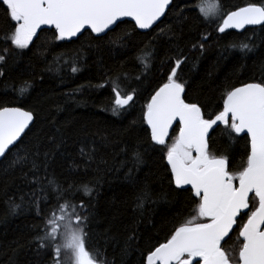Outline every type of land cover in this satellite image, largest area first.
<instances>
[{
  "label": "trees",
  "instance_id": "trees-1",
  "mask_svg": "<svg viewBox=\"0 0 264 264\" xmlns=\"http://www.w3.org/2000/svg\"><path fill=\"white\" fill-rule=\"evenodd\" d=\"M199 2L173 0L164 19L145 33L128 21L103 37L84 32L60 41L54 31H42L25 50L4 40L13 22L0 3V54L5 56L0 109L18 107L34 118L0 161V264H54L52 250L40 248L37 239L55 207L53 179L64 188L87 184L93 190L90 198L75 189L69 197L75 195L88 215L87 248L107 264H146L150 250L195 215L193 194L170 183L166 150L151 141L144 105L167 81L177 58L183 61L177 73L187 82L188 100L209 113L222 110L227 90L264 82V25L219 33L227 14L250 4L264 6V0H217L222 21L216 22L199 13ZM117 76L122 88H135L136 94L133 106L114 113L111 81ZM224 129L211 132L209 151L226 154L229 170L237 171L249 141L235 133L229 138ZM178 131L175 126L169 144ZM25 156L23 163H14ZM145 190L150 199L137 208V195ZM15 204L21 207L13 212ZM246 219H238L225 248L238 247L239 226Z\"/></svg>",
  "mask_w": 264,
  "mask_h": 264
},
{
  "label": "snow or ice",
  "instance_id": "snow-or-ice-1",
  "mask_svg": "<svg viewBox=\"0 0 264 264\" xmlns=\"http://www.w3.org/2000/svg\"><path fill=\"white\" fill-rule=\"evenodd\" d=\"M12 23L4 40L15 49L25 50L38 38L42 26L55 30L60 41L77 37L86 29L97 35L105 33L122 18L129 17L138 29H151L172 0H0ZM205 18L220 11L217 0H200L196 5ZM246 25H264V6L250 4L227 14L219 31L242 29ZM202 47V45H201ZM241 49H249L247 44ZM7 49H5V52ZM5 56L0 54V62ZM141 63L147 67L144 60ZM183 61L176 59L167 81L144 105L143 120L155 145L163 146L170 168V183L193 194L195 207L190 219L172 229L165 242L146 256V264H264V82L247 83L227 90L222 110L206 112L203 105L187 98L186 81L177 73ZM72 72L78 68L72 67ZM2 75V73H0ZM114 93L113 112L133 106L136 89L121 87L120 77L111 81ZM33 121V113L18 107L0 109V157L21 140ZM177 124L178 134L169 144L170 129ZM224 125L231 134L250 138V150L237 171L229 170V157L209 151L210 130ZM83 152V149L81 150ZM20 157L14 163H23ZM136 164L142 163L139 153ZM55 193L54 209L45 217L39 247L52 250L54 264H107L99 253L87 248V221L83 204H76L75 193L90 198L87 185L64 188L50 180ZM150 199L145 190L137 195V208ZM256 206L250 207L251 204ZM15 204L12 211L20 208ZM246 210V211H245ZM59 215H56V212ZM42 212H38V215ZM241 215L246 222L239 226L238 247L227 249L222 242L230 238ZM75 217V221L73 220ZM131 239V237H130Z\"/></svg>",
  "mask_w": 264,
  "mask_h": 264
},
{
  "label": "water",
  "instance_id": "water-1",
  "mask_svg": "<svg viewBox=\"0 0 264 264\" xmlns=\"http://www.w3.org/2000/svg\"><path fill=\"white\" fill-rule=\"evenodd\" d=\"M172 2H173V0H172ZM172 4V3H171ZM171 6V5H170ZM170 6H169V8H170ZM168 11V10H167ZM167 11H166V13H167ZM237 11V10H236ZM165 17V16H164ZM164 17H162L161 18V20L160 21H158L155 25H153V27L151 28V29H153L154 27H156L163 19H164ZM227 18V15L224 17V19H226ZM223 19V20H224ZM123 21H128V22H131L134 26H135V22L131 19V18H129V17H125V18H122V20L121 21H118L117 22V24H119V23H121V22H123ZM117 24L116 25H113V26H111L110 27V29H108V30H106V32L105 33H101V34H99V35H97V34H95V33H92L91 32V30L90 29H86V30H84L82 33H80V34H78V36L77 37H73V38H71V39H76V38H78L79 36H81L84 32H90L93 36H95V37H103V36H105L108 32H110L111 30H113L116 26H117ZM222 24H223V21L221 22V25L220 26H222ZM219 26V27H220ZM259 26H261V25H246L244 28H242V29H235V28H230V29H225V31L224 32H226V31H234V32H237V33H241V32H243V31H245L246 29H249V28H254V27H259ZM136 28V27H135ZM139 32H142V33H145V32H148V31H150L151 29H144V30H142V29H138V28H136ZM42 31H54L55 32V30H54V28H52V27H50V26H42V28L38 31V34L40 33V32H42ZM223 32V33H224ZM219 33L220 34H222L220 31H219ZM71 39H66V40H71ZM241 87V86H240ZM21 110H23V109H21ZM25 111V110H24ZM33 121H34V118H33ZM33 121H32V123H33ZM32 123H30V125H29V127L27 128V129H25V133L27 132V130L31 127V125H32ZM175 126H177V124H174L173 125V128L172 129H170V134H169V138H170V136H171V133H172V130L174 129V127ZM219 126H221V125H219ZM218 126V127H219ZM148 127V126H147ZM217 128V126H214V129L213 130H215ZM149 129V128H148ZM213 130H210V133H209V136L211 135V132L213 131ZM149 131H150V129H149ZM24 133V134H25ZM24 134H22V136H21V138L24 136ZM241 136H246L245 134H240ZM247 137V136H246ZM248 138V141H249V149H250V138L249 137H247ZM19 142V141H18ZM17 142V143H18ZM158 146H160V145H158ZM14 146H10V150L13 148ZM4 157H0V161L3 159ZM169 167V166H168ZM170 169V168H169ZM187 188H190V186H185V189H187ZM246 211V210H245ZM231 235V234H230ZM228 238H226V240H227ZM224 242H222V244H223Z\"/></svg>",
  "mask_w": 264,
  "mask_h": 264
},
{
  "label": "rangeland",
  "instance_id": "rangeland-1",
  "mask_svg": "<svg viewBox=\"0 0 264 264\" xmlns=\"http://www.w3.org/2000/svg\"><path fill=\"white\" fill-rule=\"evenodd\" d=\"M208 20L212 21V22H216V21H220L221 20V15L219 14V12L215 15H210L209 17H207ZM222 21V20H221ZM221 23V22H220ZM221 25V24H220ZM75 221V219H74Z\"/></svg>",
  "mask_w": 264,
  "mask_h": 264
},
{
  "label": "flooded vegetation",
  "instance_id": "flooded-vegetation-1",
  "mask_svg": "<svg viewBox=\"0 0 264 264\" xmlns=\"http://www.w3.org/2000/svg\"><path fill=\"white\" fill-rule=\"evenodd\" d=\"M238 219H239V218H238ZM246 220H247V219H246ZM245 222H246V221H245ZM235 228H236V226L234 227V230H235ZM232 233H233V232H232ZM232 233H231V234H232Z\"/></svg>",
  "mask_w": 264,
  "mask_h": 264
}]
</instances>
